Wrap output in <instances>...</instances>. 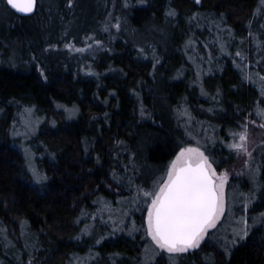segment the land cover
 <instances>
[{"label": "trees", "instance_id": "obj_1", "mask_svg": "<svg viewBox=\"0 0 264 264\" xmlns=\"http://www.w3.org/2000/svg\"><path fill=\"white\" fill-rule=\"evenodd\" d=\"M262 77L264 0H38L31 17L0 0V264H264V140L193 252L156 248L143 195L186 147L232 168L233 134L264 125Z\"/></svg>", "mask_w": 264, "mask_h": 264}, {"label": "snow or ice", "instance_id": "obj_2", "mask_svg": "<svg viewBox=\"0 0 264 264\" xmlns=\"http://www.w3.org/2000/svg\"><path fill=\"white\" fill-rule=\"evenodd\" d=\"M196 2L199 3L200 0ZM7 3L17 11L29 13L34 8L35 0H26L23 5L18 4L17 0H7ZM261 79L264 80V77ZM257 114L264 117V109H259ZM242 127H245L244 132L233 134L238 135L239 143L230 147L250 156L246 147V126ZM226 180V175L217 177L202 152L193 148L181 149L169 165L166 178L158 186V191L143 193L150 200L147 235L156 248L169 254L199 248L208 230L216 226L225 212ZM260 219L264 220V216ZM243 222L246 224V221ZM144 264H151L147 256Z\"/></svg>", "mask_w": 264, "mask_h": 264}, {"label": "rangeland", "instance_id": "obj_3", "mask_svg": "<svg viewBox=\"0 0 264 264\" xmlns=\"http://www.w3.org/2000/svg\"><path fill=\"white\" fill-rule=\"evenodd\" d=\"M68 111L70 112L68 114V116H69L68 119H70V117L73 116L75 112H74V110H72L70 108H68ZM40 124H41V116L38 115L37 114V111L35 109H32V108H30V109L27 110L26 117L20 119L17 123H15V125H16V131H18L17 132L18 135L15 137V141L18 144L19 150L22 151L25 156H26V153L25 152L30 153V151H29V148L31 147L30 146V141H31L30 136H32L36 132V130L39 129V127H41ZM43 124H44V122H43ZM244 125L250 131V135L247 136V142H246V147L248 149V152H250V148L251 147L255 146L257 143L263 142V140H264V126H261L259 123H257L256 120H252V119H248L245 122ZM186 148L197 149L199 152H202L204 154V152L201 151V150H199L198 148H194V147H186ZM239 154H240V156L238 158V161L234 164V166L232 168H230L228 170L216 171L214 169V167L212 166V168L214 169L217 177H221V176H225V175L227 177L226 183L224 185V199H225L226 186H227L230 178L233 175H237V174L241 173L242 170H243V168L246 166L247 156L248 155H246L244 152H239ZM204 156H205V154H204ZM175 159H176V157L174 158V160ZM30 160H31V162H32V160L33 161L34 160H38L37 155L36 154L34 156L33 155L32 156L30 155ZM35 162L36 161H34V163ZM38 178L39 179L40 178H43V175H42V177H38ZM225 209H226V200H225ZM223 215L218 219V221L216 223V226L219 224V222L223 218ZM146 224H147V218H146ZM214 228H210L208 230V232L210 230L214 229ZM208 232H207V234H208ZM207 234L204 236V239L201 241L199 248L204 243ZM152 243H153V241H152ZM199 248H196V249H199ZM196 249H190L189 251H187L185 253H174V254H169L168 252L167 253L169 255H172V256L173 255L179 256V255H183V254H187V253L193 252ZM161 251H163V250H161Z\"/></svg>", "mask_w": 264, "mask_h": 264}, {"label": "water", "instance_id": "obj_4", "mask_svg": "<svg viewBox=\"0 0 264 264\" xmlns=\"http://www.w3.org/2000/svg\"><path fill=\"white\" fill-rule=\"evenodd\" d=\"M6 4L8 5V7L16 14L18 15L19 17H31L35 14L36 10H37V7H38V0H35V3H34V8L31 12L29 13H25V12H20V11H17L16 9L12 8L11 5H9L7 3V0H5ZM26 2V0H17V3L18 4H21L23 5L24 3Z\"/></svg>", "mask_w": 264, "mask_h": 264}]
</instances>
